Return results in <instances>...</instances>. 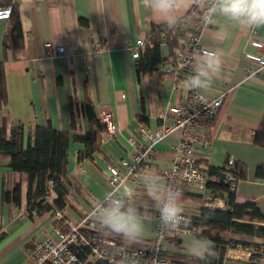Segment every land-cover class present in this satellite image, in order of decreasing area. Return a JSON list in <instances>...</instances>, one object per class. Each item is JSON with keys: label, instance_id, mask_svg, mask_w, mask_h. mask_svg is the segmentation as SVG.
Segmentation results:
<instances>
[{"label": "crops", "instance_id": "1", "mask_svg": "<svg viewBox=\"0 0 264 264\" xmlns=\"http://www.w3.org/2000/svg\"><path fill=\"white\" fill-rule=\"evenodd\" d=\"M202 3L201 0L193 4L183 13L185 29L198 23ZM10 5L20 12L24 51L17 58L12 49H5L9 19H0V61L6 66L9 91L7 109H0V128L6 126L10 133L16 123H22L26 144L35 124L51 123L56 129L69 130L73 107L80 120L77 133L83 134L98 129L86 113L88 101L97 115L110 109L118 123V133L110 135L103 129L98 151L82 161L79 154L85 144L71 140L67 178L70 202L62 220L54 218L57 208L34 217L29 215L28 175L16 173L11 167V157L0 152V264H24L29 258V248L36 242L58 240L56 224L67 227L65 221H79L84 207H91L103 198L109 190V166L129 158L133 139L140 135L141 127L159 130L163 125L161 115L167 112L173 116L168 108L186 102L191 89L187 87L186 77L175 79L171 73L138 78L130 46L139 38L150 37L153 23H163L143 7L142 0H109L107 13L102 14L94 12L92 0H0V6ZM54 17L62 22L63 32L58 35ZM184 40L185 36L183 44ZM263 43L264 26L242 28L223 16L214 17V22L204 31L202 44L222 52V66L211 86L200 90L208 97L224 94V99L212 124L202 129L209 146L199 147L194 156L207 168L224 167L230 158L235 159L243 166L236 202L256 203L264 212V146L254 141L264 118V75L247 77L248 70L255 65L244 56L245 52H260ZM61 46L65 50L58 53ZM162 53L168 57L166 45L162 46ZM179 139L176 130L160 140L143 171L128 179L136 185L133 195L149 218L144 238L129 244L120 237L104 235L124 241L130 248L154 239L158 213L146 195L140 176L152 171L163 177L173 164V146ZM17 184L22 191L20 205L4 199V193ZM181 193L185 214L197 215L203 207L213 208L208 204L212 200L209 191ZM221 205L222 208L214 209H227L224 200ZM198 237L197 233L177 232L167 238L169 258L197 263L199 259L189 255L188 246L191 239ZM230 237L252 246L263 241V236L257 234L231 232ZM253 253L247 247H229L223 264H264ZM204 264L209 261L204 260Z\"/></svg>", "mask_w": 264, "mask_h": 264}, {"label": "built area", "instance_id": "2", "mask_svg": "<svg viewBox=\"0 0 264 264\" xmlns=\"http://www.w3.org/2000/svg\"><path fill=\"white\" fill-rule=\"evenodd\" d=\"M202 7L199 10V21L195 27L185 29L186 35L183 47L177 51V59L163 67L165 73H171L175 79L181 76L187 79L193 74L192 64L196 54L204 50H212L202 44V35L210 23H205L203 16L207 6L212 0H202ZM13 6H0V19H9L12 14ZM151 45V39L139 38L131 44L132 56L136 65L142 53ZM64 47H58V53L64 52ZM244 56L250 60L255 67L249 69L247 77L264 75V43L261 51L245 52ZM224 94L216 97H208L200 89H191L186 102L172 105L168 108L173 116L167 112L161 115L163 125L159 130H151L146 126L141 127L140 135L133 139V149L129 158L121 159L117 163L109 166L107 183L109 191L119 188L120 181L138 176L152 158L155 145L173 131H179V142L173 146L174 160L170 168L164 174L163 179L167 185L185 191H209L211 201L208 204L213 208H222L221 203L224 198L213 193L211 184H225L229 186L231 192L236 193L239 179L234 175L232 168L236 161L230 158L227 161V171L221 174H212L207 167L201 166L195 159L194 152L199 147L207 148L209 140L202 136L204 126L211 125L217 117ZM101 120L106 124V131L110 135L118 133V123L110 109L100 112ZM225 201V200H224ZM82 209V218L77 222L65 223L68 225L54 226L58 235V240L46 239L36 242L29 250L28 261L24 264H91L98 260H105L110 263V257L115 249L122 250L130 256L140 259L141 264H190L183 263L169 258V247L166 239L177 232L196 233V226L187 229L183 226L178 231L171 233L162 232L158 214L156 216V235L154 239L144 241L137 248H130L124 241L110 238L101 234L98 223L92 217L93 206ZM185 216L190 217L189 214ZM56 220L64 218V212L57 210L54 213ZM191 219V218H190ZM85 229V230H84ZM1 232V229H0ZM261 255L264 262V236L263 241L249 247ZM103 254V255H102ZM197 264V263H194Z\"/></svg>", "mask_w": 264, "mask_h": 264}, {"label": "trees", "instance_id": "3", "mask_svg": "<svg viewBox=\"0 0 264 264\" xmlns=\"http://www.w3.org/2000/svg\"><path fill=\"white\" fill-rule=\"evenodd\" d=\"M186 19L174 28L167 24H152L150 35L151 45L142 53L136 71L138 78L143 75L158 73L165 74L163 67L176 61L177 51L183 47L182 37L185 35ZM9 28L4 39L5 49H12L21 58L24 51V33L20 12L13 7L9 18ZM169 50L168 57L162 53V46ZM9 103V91L6 77V66L0 61V109L6 111ZM85 108L92 122H96L98 129L85 133H77L80 128V120L77 112L72 107L71 124L69 130H59L52 126L35 124L28 135L27 143L24 140L22 123L14 125L10 133L6 126L0 128V152L11 157V167L16 173L28 175L27 211L31 217L45 212H53L55 208L64 211L69 205L70 184L68 178V149L71 140L83 142L85 149L79 154L82 161L91 157L100 147V132L106 130V124L96 114L90 101ZM72 132L74 134L72 135ZM254 141L264 146V118L256 132ZM212 174H221L227 171L226 166H209ZM234 175L240 180L243 177V166L237 162L232 168ZM245 171V170H244ZM210 187L216 196L224 198L227 209H214L203 207L197 215H190L189 227L196 226L197 234L211 239L215 244L217 256L207 259L209 264H223L229 247H249L250 244L239 242L230 237L231 232L242 234H257L264 236V212L253 202L238 204L235 193L231 192L228 185L211 184ZM4 199L8 202L20 205L22 191L20 184L13 190L4 193ZM58 225V224H56ZM85 230V229H84ZM103 234L101 231H97ZM104 235V234H103ZM30 250V248H29ZM261 255L254 251L253 256ZM198 264H204V260H198ZM91 264H110L105 260H98Z\"/></svg>", "mask_w": 264, "mask_h": 264}, {"label": "clouds", "instance_id": "4", "mask_svg": "<svg viewBox=\"0 0 264 264\" xmlns=\"http://www.w3.org/2000/svg\"><path fill=\"white\" fill-rule=\"evenodd\" d=\"M93 10L97 14L107 13L109 0H92ZM201 0H142L143 7L169 27H176L183 13L200 3ZM58 7V6H55ZM223 16L242 28H258L264 26V0H212L203 16L204 22L213 23L214 17ZM57 35L63 32L59 17L53 18ZM222 66L220 50H204L196 54L192 64L193 74L186 81L190 89H207L217 76ZM147 197L158 213L159 226L164 233H171L191 223L190 217L184 215L181 206L182 193L166 184L157 173L145 171L140 176ZM120 187L107 192L93 206L91 215L98 223L100 231L109 236L126 240L129 244L140 241L146 235V217L133 193L136 185L127 179L120 181ZM190 256L207 260L215 258V244L207 237L193 238L189 242ZM103 255V254H102ZM110 264H141L140 259L130 256L122 250L115 249L110 257ZM156 264V261H153Z\"/></svg>", "mask_w": 264, "mask_h": 264}]
</instances>
